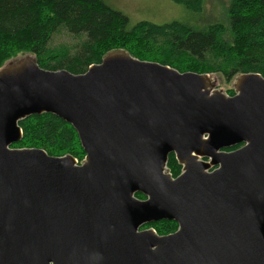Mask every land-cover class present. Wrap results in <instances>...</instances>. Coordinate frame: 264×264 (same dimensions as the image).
I'll use <instances>...</instances> for the list:
<instances>
[{
    "label": "water",
    "instance_id": "1",
    "mask_svg": "<svg viewBox=\"0 0 264 264\" xmlns=\"http://www.w3.org/2000/svg\"><path fill=\"white\" fill-rule=\"evenodd\" d=\"M232 80L228 96L123 50L83 74L5 62L0 264H264V77ZM41 114L71 125L83 162L11 147ZM160 220L177 230L140 229Z\"/></svg>",
    "mask_w": 264,
    "mask_h": 264
},
{
    "label": "trees",
    "instance_id": "2",
    "mask_svg": "<svg viewBox=\"0 0 264 264\" xmlns=\"http://www.w3.org/2000/svg\"><path fill=\"white\" fill-rule=\"evenodd\" d=\"M171 1L193 13L201 12L203 5V0ZM61 33L71 42L54 43L53 35ZM113 50L181 73L218 74L227 82L245 73L264 77V0H228L226 19L203 28L179 21L162 25L140 21L130 27L122 13L102 0H0V67L18 55L31 54L42 69L83 74ZM227 94L234 95L233 90ZM19 127L22 139L12 148L42 149L50 156L83 160L75 130L62 119L32 115ZM166 166L173 178L180 174L173 154ZM136 198L144 199L139 193ZM142 229L165 236L174 233L177 224L160 220Z\"/></svg>",
    "mask_w": 264,
    "mask_h": 264
},
{
    "label": "rangeland",
    "instance_id": "3",
    "mask_svg": "<svg viewBox=\"0 0 264 264\" xmlns=\"http://www.w3.org/2000/svg\"><path fill=\"white\" fill-rule=\"evenodd\" d=\"M102 1L105 5L122 13L127 18L130 27L140 21H146L156 25H162L172 21H179L188 24L192 27L203 28L204 26H207L209 23H212L214 21L226 19V6L228 4V0H203L201 12L193 13L187 10L186 8L172 2L171 0H102ZM220 22H224V21H220ZM52 38H53V42L56 44L61 42H68V43L71 42V39L64 33L55 34L53 35ZM18 56H22V55H18ZM198 74H208V73H198ZM208 75L213 80L214 84H216L215 89L220 90L226 95L230 96L229 94H227V91L233 90V85H232L233 80L227 82L218 74L211 73ZM83 160L77 161L78 164L83 162ZM142 228L143 227H141L140 229Z\"/></svg>",
    "mask_w": 264,
    "mask_h": 264
},
{
    "label": "flooded vegetation",
    "instance_id": "4",
    "mask_svg": "<svg viewBox=\"0 0 264 264\" xmlns=\"http://www.w3.org/2000/svg\"><path fill=\"white\" fill-rule=\"evenodd\" d=\"M240 147H241V146H240ZM240 147H239V148H240Z\"/></svg>",
    "mask_w": 264,
    "mask_h": 264
}]
</instances>
